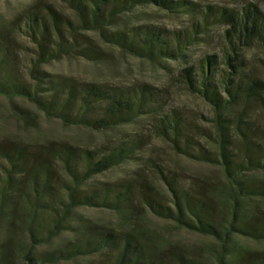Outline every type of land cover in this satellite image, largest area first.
<instances>
[{"label":"trees","instance_id":"1","mask_svg":"<svg viewBox=\"0 0 264 264\" xmlns=\"http://www.w3.org/2000/svg\"><path fill=\"white\" fill-rule=\"evenodd\" d=\"M53 1L71 14L52 2L37 0L8 26L0 27V96L9 102L24 99L46 117L96 131L150 117L154 136L177 154L216 166L220 178L185 185L176 172L148 159L149 168L166 187L165 197L138 178L102 184L94 180L142 151L139 138L94 148L65 141L34 146L0 142V220L9 230L19 220L32 245L48 242L70 228L72 213L81 206L111 209L122 224L111 228L80 222L73 227L76 238L45 253L40 262L23 252L26 264L102 250L109 254L103 264H161L158 249L145 237L143 215L147 213L212 241L209 258L174 252L176 264H264V246H260L264 244V125L255 122H264V78L246 59V50L255 46L264 65V12L255 3L232 8L199 6L193 0ZM147 5L171 16L188 14L190 25L166 30L119 24L123 15ZM214 25L223 27L220 54L187 62L175 76L180 86L210 106L208 125L184 116L166 101L162 90L146 83L116 86L58 77L43 69L65 56L98 58V45L90 32L152 63L182 61L186 50ZM13 111L22 119L27 116L15 106ZM0 264H6L3 255Z\"/></svg>","mask_w":264,"mask_h":264},{"label":"rangeland","instance_id":"2","mask_svg":"<svg viewBox=\"0 0 264 264\" xmlns=\"http://www.w3.org/2000/svg\"><path fill=\"white\" fill-rule=\"evenodd\" d=\"M37 0H0V27L8 26L17 13ZM52 2L64 12H71L61 3ZM199 6L210 4L240 8L246 3H255L264 12V0H193ZM119 24L130 23L149 24L163 27L166 30H181L188 28L191 22L190 15H168L154 6H138L118 20ZM223 27L214 25L206 33L199 36L196 43L186 50L182 61L163 60L157 63L137 58L120 51L117 47L102 42L95 33L90 32L98 45V58L87 59L81 56H65L43 65V69L58 77H67L81 81H95L116 86H131L146 83L163 91L166 101L177 107L187 118L209 124L212 110L200 97L189 93L175 80L177 71L187 64L196 62L206 54H220L222 49ZM26 47H30L25 44ZM29 51V50H27ZM262 54L257 47L251 46L246 50V59L256 73L264 78V66L261 62ZM26 73V70L24 71ZM15 107L24 110L27 115L22 119L14 114ZM252 112L258 117L254 107ZM18 114V113H16ZM150 117H138L135 121L117 126L113 129L96 131L75 124H64L57 118L46 117L34 105L24 99L15 98L13 102L0 96V142H21L28 146L44 144L51 141H65L70 144L94 148L104 143H111L119 139H140L143 143L142 151L134 155L131 160L110 168L94 177L96 183L114 182L122 179H141L151 183L154 188L166 197V187L157 174L148 166V159H153L169 171L179 175L185 185L192 180H217L220 178L216 166L190 159L177 154L164 140L154 136L150 131ZM255 122L263 123L260 119ZM64 176L62 175V179ZM57 181H62L56 176ZM142 211V210H141ZM144 210L142 211V213ZM92 221L98 225L111 228H121V220L115 212L103 207L81 206L74 209L71 216L70 228L48 242L32 245L28 238L26 226L19 220H14L8 229L4 219L0 220V255H3L6 264H26L23 252L28 251L32 258L40 262L45 253L54 250L57 246H64L76 238L73 230L78 223ZM143 229L145 237L151 245L158 249L161 264H176L172 260L174 252L189 256V258H209V245L212 242L207 236L196 232L178 228L170 220L156 217L150 213L143 215ZM255 246L254 244H250ZM258 246V245H257ZM260 246H264L261 244ZM102 250L90 255L79 256L43 264H103L109 254ZM103 261V263H102Z\"/></svg>","mask_w":264,"mask_h":264}]
</instances>
